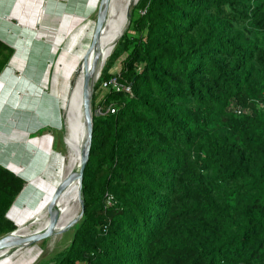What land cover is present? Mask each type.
Returning <instances> with one entry per match:
<instances>
[{"label":"trees","instance_id":"1","mask_svg":"<svg viewBox=\"0 0 264 264\" xmlns=\"http://www.w3.org/2000/svg\"><path fill=\"white\" fill-rule=\"evenodd\" d=\"M92 124L83 214L35 264H264V0H138ZM24 183L0 164V236Z\"/></svg>","mask_w":264,"mask_h":264},{"label":"bare ground","instance_id":"2","mask_svg":"<svg viewBox=\"0 0 264 264\" xmlns=\"http://www.w3.org/2000/svg\"><path fill=\"white\" fill-rule=\"evenodd\" d=\"M99 1L77 0V6L63 12L61 23H58L57 17L53 26L34 31L30 25L33 21L39 19L43 22L38 23H44L47 14L60 15L62 8L71 5L72 0L67 3L60 0H0V37L16 51L0 75V162L26 181L23 192L8 216L17 225L28 219L34 221L30 227L17 233L18 241L0 247V264H12L41 240L31 241L29 237L50 229L55 232L52 235L61 234L79 214V172L75 167L80 152L82 58L95 25V21L88 19V16L97 11ZM131 1L114 0L107 24L92 52L97 55L100 73L126 28L125 13ZM14 17L16 20L12 23ZM51 27L57 29L56 33ZM47 28L53 34L41 53L45 54L43 60H39L35 39L42 36L48 38ZM60 48L62 50L55 70L50 75L48 70ZM49 80L50 93L45 92ZM41 96L54 99L55 114L40 106ZM16 111H24L36 118L26 127L13 130L10 137H2V134L7 135L9 125L16 129V120L13 118ZM46 126L62 130L64 152L53 149L50 132L29 136L31 132ZM72 169L70 185L61 190L63 177ZM53 197L52 207L46 210Z\"/></svg>","mask_w":264,"mask_h":264},{"label":"water","instance_id":"3","mask_svg":"<svg viewBox=\"0 0 264 264\" xmlns=\"http://www.w3.org/2000/svg\"><path fill=\"white\" fill-rule=\"evenodd\" d=\"M137 2H138V0H132L126 9V13H125L126 28L129 25L132 11H133ZM113 3H114V0H100L99 1V5H98L97 11H96L95 25H94V29H93V32L91 35L90 43L88 45V49L85 51L83 58H82V64L84 66V69L82 71L83 78H82V82H81V86H80V115H79L80 133H81V136H80V152H79V158L77 161V167H75L78 169V172H79L78 180H77V183H78L77 187H78V194H79V199H80V211H79L78 216L69 225H67V227L64 229V232H66L70 226L76 224L79 221V219L81 218V216L83 214V210H84V199H83V192H82V178H83L84 167L88 161L89 151H90V147H91V140H92V132H93L92 98H93L94 86H95V84H96V82L99 79L100 74H101L98 71L97 55L92 54V52H94V50L97 46L98 40L101 36V33L107 24ZM126 28H125V30H126ZM123 33L124 32H122L120 34V37L122 36ZM0 40H2V39H0ZM3 42H5V41H3ZM117 42H116V44H117ZM6 44H8V43H6ZM8 45L12 47V45H10V44H8ZM111 53H110V55H111ZM10 59H9V61H10ZM0 164L2 166H4L5 168H7L8 170H10L11 172H13V170L9 169L8 167H6L1 162H0ZM73 170L74 169L69 171L63 177L62 182H61V188H60L61 190H65L70 185V177L73 173ZM13 173L16 174L15 172H13ZM24 182L26 183L25 180H24ZM25 183H24L21 191L15 197L14 201L12 202L11 206L9 207L8 211L5 214V216L8 219H10L16 227L13 230H11V231L0 236V247L6 245L8 243H15L16 241H18L19 235H17V233L19 231H22V230L28 228L34 222L33 219H28V220L22 222L21 224L17 225L8 216V213H9L11 207L14 205V203L17 201L20 194L23 192L24 187H25ZM54 200H55V197H53L51 202H49L48 205L45 207L46 210H49L52 207ZM64 232H62V233H64ZM54 233H55L54 230L50 229V230L44 231L42 233L35 234V235L29 237V239L31 241H35V240H39V239L51 236Z\"/></svg>","mask_w":264,"mask_h":264},{"label":"rangeland","instance_id":"4","mask_svg":"<svg viewBox=\"0 0 264 264\" xmlns=\"http://www.w3.org/2000/svg\"><path fill=\"white\" fill-rule=\"evenodd\" d=\"M60 1H62V3L68 2V0H60ZM70 2H71V0H70ZM77 3H78L77 0H72L71 5H67L66 7L62 8L60 15L55 16L54 14L50 13V14H47L45 16L44 23H38L40 21L43 22V20L39 21V19H37V20L33 21V23L30 25L33 26L34 31H37V30L39 31V30H42V27H44V26L50 27V26H53L54 24H56L57 17H59L58 23H61V18H62L63 12L66 10H72L75 6H77ZM95 18H96V12H93L92 14H90L88 16V19H90V20L95 21ZM11 22L12 23L15 22V19H11ZM45 23H47V24H45ZM51 29H52V31H54V33H56L57 29H55V28L53 29V27H51ZM45 30L47 31L46 36H48V38H46L44 36H42V38H40V37L36 38L37 36H35L36 39H35L34 45L37 47V51H38L37 57L39 60H43V58H44L43 56H45V54L41 55V53L45 50V46H47V43H48L47 41H48V39H50L49 36H51L53 34L49 28H47ZM88 41H89V39H88ZM83 44H85V41L83 42ZM61 50H62V48L59 49V51L57 52V54L54 57L53 64L49 68L50 74H52L55 70L56 61H57V58H58ZM42 66H43V62H41V67ZM120 66H121V63H120V60H118L116 62V64L113 66V68L111 69V71L117 72L120 69ZM50 81L51 80H49L48 86L45 89V92H48V93L52 92L50 89ZM102 93H103V91H99L98 97H100L102 95ZM40 101H41L40 106L42 108L50 110L52 114H55L56 106H55V101L52 97L41 96ZM14 113H15L14 116L13 115L12 116L16 120L15 121L16 129L13 128L14 126L11 127L9 125V131H8L7 135L2 134V137H5V136L10 137L11 136L10 134H12V132L20 130L22 127H26V125L31 124L33 119L36 118L35 115H29V114L25 113L24 111H22V112L16 111ZM97 113H100V108L97 109ZM48 128H49V126L40 128L35 132H31L29 134V136L35 137V136H39L45 132H50L52 134V137H53V145H52L53 149L57 152L58 151L64 152L65 147H64L63 136L61 137V134H60L62 132V130L54 129L52 127H50L49 129ZM55 135H58V137ZM71 228H69V229H71ZM69 229L62 234H56V235H51V236L42 238L39 242L35 243V245L33 246V249L31 251L26 252L23 255H21L20 257H18L12 264H35L38 261V259L40 257H42L43 255L46 256V255H49V254L54 253L55 251L61 249L65 245V243L67 242V240L69 238V235H68ZM39 251H41V252L39 253Z\"/></svg>","mask_w":264,"mask_h":264},{"label":"built area","instance_id":"5","mask_svg":"<svg viewBox=\"0 0 264 264\" xmlns=\"http://www.w3.org/2000/svg\"><path fill=\"white\" fill-rule=\"evenodd\" d=\"M102 87L103 88L111 87L114 90H124L126 92H130L129 85H122V84L118 83L115 78H112V79H110L108 81H104L102 83ZM107 109H109L111 112L114 111V109L113 108H110V107H108ZM240 111H241L240 109H238V108L236 109V112L239 113ZM107 203H108V205L110 204L109 197L107 199Z\"/></svg>","mask_w":264,"mask_h":264},{"label":"crops","instance_id":"6","mask_svg":"<svg viewBox=\"0 0 264 264\" xmlns=\"http://www.w3.org/2000/svg\"><path fill=\"white\" fill-rule=\"evenodd\" d=\"M13 19H15V17H14ZM15 20H16V19H15ZM0 39H2L3 41H5L6 43H8V42H7L5 39H3L2 37H0ZM8 44H9V43H8ZM13 48H14V47H13ZM15 53H16V51H15V49H14V54H15ZM14 54H13V56H14ZM13 56H12V57H13ZM12 57H11V59H12ZM11 59H10V60H11ZM6 66H7V65H6ZM4 69H5V68H4ZM3 71H4V70H3ZM3 71H2V72H3ZM48 74H50V71H49V70H48ZM0 75H1V74H0ZM50 75H51V74H50ZM49 128H50V127H49ZM33 137H34V136H33ZM2 164H3V163H2Z\"/></svg>","mask_w":264,"mask_h":264}]
</instances>
